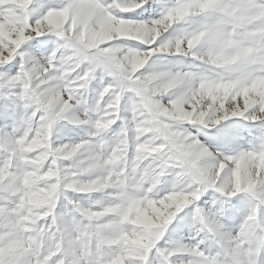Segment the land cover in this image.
I'll use <instances>...</instances> for the list:
<instances>
[{
	"label": "snow or ice",
	"instance_id": "6c2138e0",
	"mask_svg": "<svg viewBox=\"0 0 264 264\" xmlns=\"http://www.w3.org/2000/svg\"><path fill=\"white\" fill-rule=\"evenodd\" d=\"M0 264H264V0H0Z\"/></svg>",
	"mask_w": 264,
	"mask_h": 264
},
{
	"label": "rangeland",
	"instance_id": "374dc122",
	"mask_svg": "<svg viewBox=\"0 0 264 264\" xmlns=\"http://www.w3.org/2000/svg\"><path fill=\"white\" fill-rule=\"evenodd\" d=\"M239 223V221H237V224Z\"/></svg>",
	"mask_w": 264,
	"mask_h": 264
}]
</instances>
